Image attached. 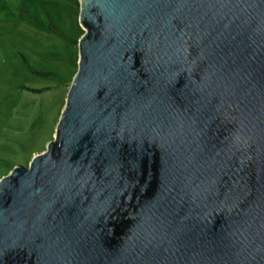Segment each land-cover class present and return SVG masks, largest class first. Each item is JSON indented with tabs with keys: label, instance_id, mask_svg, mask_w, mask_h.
Segmentation results:
<instances>
[{
	"label": "water",
	"instance_id": "1",
	"mask_svg": "<svg viewBox=\"0 0 264 264\" xmlns=\"http://www.w3.org/2000/svg\"><path fill=\"white\" fill-rule=\"evenodd\" d=\"M52 139L0 178V264H264V0H79Z\"/></svg>",
	"mask_w": 264,
	"mask_h": 264
},
{
	"label": "rangeland",
	"instance_id": "2",
	"mask_svg": "<svg viewBox=\"0 0 264 264\" xmlns=\"http://www.w3.org/2000/svg\"><path fill=\"white\" fill-rule=\"evenodd\" d=\"M78 2L0 0V178L54 135L64 84L76 72Z\"/></svg>",
	"mask_w": 264,
	"mask_h": 264
},
{
	"label": "trees",
	"instance_id": "3",
	"mask_svg": "<svg viewBox=\"0 0 264 264\" xmlns=\"http://www.w3.org/2000/svg\"><path fill=\"white\" fill-rule=\"evenodd\" d=\"M77 14H78V11H77ZM81 31H82V33H83V30L81 29ZM76 43H77V41H76ZM75 67H76V69H77V63H75ZM41 75H47V74H45V73H42ZM70 82H71V80L70 81H68L67 83H65L64 84V88L66 87V90H68V88H69V86H70ZM45 89H50V87H46ZM66 94H67V91H66ZM66 94H64V97L62 98V104H61V106H60V108H59V110H58V117H59V115H60V112H61V110H62V106H63V104H64V102H65V98H66ZM56 122V121H55ZM57 123V122H56ZM56 123L54 124V126H56ZM26 166H27V161H25V163H24ZM13 166H15V164H12V166H11V168L13 167ZM11 168L9 169V170H11Z\"/></svg>",
	"mask_w": 264,
	"mask_h": 264
}]
</instances>
